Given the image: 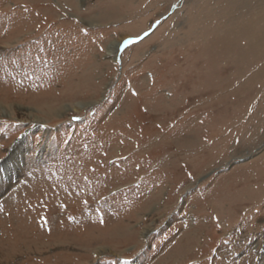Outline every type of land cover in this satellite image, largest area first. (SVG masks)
<instances>
[{"label":"rangeland","instance_id":"obj_1","mask_svg":"<svg viewBox=\"0 0 264 264\" xmlns=\"http://www.w3.org/2000/svg\"><path fill=\"white\" fill-rule=\"evenodd\" d=\"M0 105V264H264V0H0Z\"/></svg>","mask_w":264,"mask_h":264},{"label":"bare ground","instance_id":"obj_2","mask_svg":"<svg viewBox=\"0 0 264 264\" xmlns=\"http://www.w3.org/2000/svg\"><path fill=\"white\" fill-rule=\"evenodd\" d=\"M121 40L122 39L115 40V41H113L111 44H109L107 46V53L109 55H111L113 58H118L117 52L120 51L119 48L121 47V44L123 43V42H121ZM93 103H95V101L94 102L90 101V102H86V103H83V104L84 105H91ZM64 108L68 109L70 107H69V105L68 106L66 105V106H64ZM0 110L3 113H5V114H9L8 108L6 106H4V105H0ZM36 120L39 121L40 119L37 118ZM15 148L16 147H14L13 151L11 152V155L8 157V160H5V161H3L0 164V172H1V167H3V172H1V174L4 173V176H5V179L4 178H2V179L0 178V187H2V188L7 185V183H8L7 182V178L8 179H12L13 178V174H15L20 169V160L22 158L19 159V157H20L21 152L23 151L22 150L23 149L22 138L20 139L19 145L17 146V148L16 149ZM11 162H13V164H11ZM1 177H3V176H1ZM146 231H144V233ZM138 261H139V259H135V260L132 261L131 264H135V263L137 264Z\"/></svg>","mask_w":264,"mask_h":264}]
</instances>
